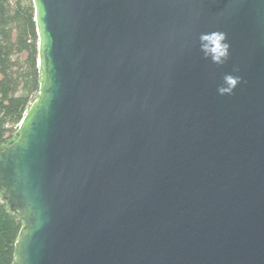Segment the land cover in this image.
<instances>
[{
  "label": "water",
  "instance_id": "95a60500",
  "mask_svg": "<svg viewBox=\"0 0 264 264\" xmlns=\"http://www.w3.org/2000/svg\"><path fill=\"white\" fill-rule=\"evenodd\" d=\"M32 1L40 95L0 149L16 264H264V0Z\"/></svg>",
  "mask_w": 264,
  "mask_h": 264
},
{
  "label": "trees",
  "instance_id": "16d2710c",
  "mask_svg": "<svg viewBox=\"0 0 264 264\" xmlns=\"http://www.w3.org/2000/svg\"><path fill=\"white\" fill-rule=\"evenodd\" d=\"M32 0H0V149L16 137L19 124L39 98L42 70ZM23 221L0 191V264H16Z\"/></svg>",
  "mask_w": 264,
  "mask_h": 264
},
{
  "label": "clouds",
  "instance_id": "9594fccd",
  "mask_svg": "<svg viewBox=\"0 0 264 264\" xmlns=\"http://www.w3.org/2000/svg\"><path fill=\"white\" fill-rule=\"evenodd\" d=\"M230 47L227 34L223 31L214 30L199 36V50L202 53V58L218 67H222L228 62ZM239 72L240 69L236 66L233 67L232 72L225 73L221 77V82L217 85L219 95H232L241 83H245L243 78L237 74Z\"/></svg>",
  "mask_w": 264,
  "mask_h": 264
}]
</instances>
